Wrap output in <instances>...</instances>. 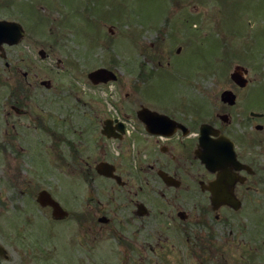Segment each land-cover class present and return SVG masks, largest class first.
<instances>
[{"label": "flooded vegetation", "instance_id": "1", "mask_svg": "<svg viewBox=\"0 0 264 264\" xmlns=\"http://www.w3.org/2000/svg\"><path fill=\"white\" fill-rule=\"evenodd\" d=\"M104 4L101 0L96 6ZM89 10L84 22L98 26V43L105 28L114 36L115 27L104 20L106 9L99 17ZM0 21L15 22L24 30L17 43H0V107H10L5 136L13 139L12 148L19 157L24 150L17 130L20 118L30 115V107H38L42 115L37 120L45 121L42 116L56 120L54 105L62 94L54 84L65 66L56 56L58 40L53 29V39L41 40L49 44L41 43L34 60L22 24L4 17ZM10 35L2 30L0 38ZM26 47L29 52L23 50ZM176 53L181 57L185 50L179 47ZM261 54L264 49L256 68L244 66L249 61L246 54V58L229 52L211 57L223 66L217 71L221 76L227 77L234 65L231 85L220 96L222 107H69L61 122L64 126L43 125L57 143L66 141L67 171L81 178L78 185L69 184L66 206L49 191L69 213L65 220L78 224V232L69 226L68 240L70 252L77 254L76 264H89L90 251L103 241L113 242L121 264H264V106L249 105L253 91L264 85ZM145 60L156 64L157 70L163 68L162 59ZM202 64L210 73L212 68L204 59L197 61V70H203ZM126 67L133 78L138 69L140 79L154 74L145 61L131 59ZM238 67L245 69V87L232 80ZM117 69L109 70L118 83ZM255 71L258 77L253 80L250 76ZM250 86L254 88L245 98L250 107H237L239 93ZM227 91L235 95L234 105L222 100ZM143 108L169 120L159 123L163 119L154 116L145 123L139 117ZM227 174L236 182L218 183Z\"/></svg>", "mask_w": 264, "mask_h": 264}, {"label": "rangeland", "instance_id": "2", "mask_svg": "<svg viewBox=\"0 0 264 264\" xmlns=\"http://www.w3.org/2000/svg\"><path fill=\"white\" fill-rule=\"evenodd\" d=\"M99 1L0 0L4 5L0 17L21 23L28 35L26 43H30L32 53L28 47L23 50L38 60L37 51L46 37L51 42L53 29L58 40L56 56L65 66L54 84L62 94L54 105L56 120L47 116H42L47 123L37 120V115H42L38 107H30V115L20 118L17 130L24 150L19 157L12 148L13 139L5 136V117L10 107H0V245L8 255V259L0 256V264H76V253L70 252L68 240L69 226L78 232V224L54 221L51 211L41 208L36 198L39 192L48 190L66 206L69 184L75 181L78 185L81 178L67 171L66 141L57 143L43 131V125L64 126L61 122L69 107H222L220 96L231 85L234 65L227 77L221 76L217 71L224 70L223 66L211 57L229 52L246 58V54L249 61L244 66L251 68L260 62L264 0H104L103 7L96 6ZM89 9L96 17L106 9V18L112 19L104 20L115 27L114 36L105 28L103 40L98 43V26L94 21L84 22ZM179 47L185 50L181 57L176 53ZM150 57L162 59L163 68L157 70L156 64L145 60ZM261 57L264 61V54ZM131 59L145 61L148 71L154 74L140 79L138 69L133 78L126 67ZM203 59L212 68L210 73H206L209 70L204 64L202 71L197 70V61ZM116 67L121 73L118 83L94 86L88 79L96 69ZM257 77L256 71L250 76L253 80ZM251 88L239 93L237 107L264 106V85L253 91L249 105L245 103ZM112 243L103 241L91 250L89 264H121Z\"/></svg>", "mask_w": 264, "mask_h": 264}, {"label": "water", "instance_id": "3", "mask_svg": "<svg viewBox=\"0 0 264 264\" xmlns=\"http://www.w3.org/2000/svg\"><path fill=\"white\" fill-rule=\"evenodd\" d=\"M2 30L9 31L11 33L10 37H5L4 39L0 40V43L3 41L8 42L9 44L17 43L23 36H24V30L21 28V26L15 22H1L0 21V35H2ZM7 35V33H6ZM3 40V41H2ZM245 72L244 68L238 67L236 68L235 72L232 74V80L239 86L245 87L248 83L247 79H245ZM89 79L94 85L99 84H108L109 82H114L117 80V76L114 72L105 69L100 68L97 69L91 74H89ZM235 95L232 92H224L222 94V100L226 103H229L231 105L235 104ZM159 117L160 119H163V121L159 123H167L165 119L169 120V118L165 116H159L157 113H153L148 109H142L139 112V117L147 123L146 120H148L150 117ZM164 123V124H165ZM150 128V127H149ZM148 129V126H147ZM208 161V159H206ZM210 163V161H208ZM235 178L227 174V176H223L220 178V181L218 183L220 184H234ZM37 203L42 208H50L52 210V218L57 221L65 220L69 213L65 211L61 205L53 199L51 194L47 190L41 191L37 196ZM0 256H3L4 258L8 259L7 251L0 245Z\"/></svg>", "mask_w": 264, "mask_h": 264}]
</instances>
